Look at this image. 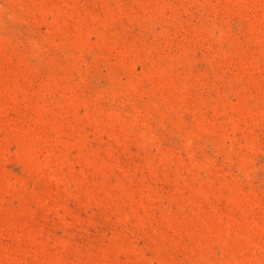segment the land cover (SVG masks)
Here are the masks:
<instances>
[{"label":"rangeland","instance_id":"rangeland-1","mask_svg":"<svg viewBox=\"0 0 264 264\" xmlns=\"http://www.w3.org/2000/svg\"><path fill=\"white\" fill-rule=\"evenodd\" d=\"M0 264H264V0H0Z\"/></svg>","mask_w":264,"mask_h":264}]
</instances>
